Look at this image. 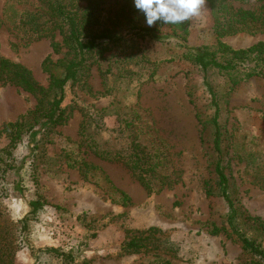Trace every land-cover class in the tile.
Returning a JSON list of instances; mask_svg holds the SVG:
<instances>
[{"label": "rangeland", "instance_id": "obj_1", "mask_svg": "<svg viewBox=\"0 0 264 264\" xmlns=\"http://www.w3.org/2000/svg\"><path fill=\"white\" fill-rule=\"evenodd\" d=\"M263 3L234 2L264 15ZM40 4L0 0V59L25 65L47 87L50 75L42 63L49 55L53 60L64 56L66 48L56 53L52 46L62 36L57 30L53 36L33 38L11 24L19 12ZM219 13L225 22L227 10ZM216 20L204 0L200 14L183 24L157 22L159 38L134 35L140 50L135 57L124 59L120 52L133 49V42L107 50L79 81L67 86L63 108L70 114L68 121L35 133L24 131L15 144L3 124L32 110L37 98L14 84H0V187H5L0 214L14 223L29 220V234L21 241L14 239L15 264H36L38 255L45 264H256L239 241L223 230L214 231L215 224L225 223L228 203L213 172L219 157L214 151L212 91L221 107V165L231 182L230 193L242 211L264 222V188L253 176L264 170L255 164L264 160V61L259 66L263 74L249 76L258 63L255 55L229 73L215 67L204 71L184 54L207 46L227 62L232 56L218 43L248 48L264 42V32L218 36ZM142 72L153 74L138 83ZM136 109L147 118L136 117L141 123L151 122L150 129L144 128L146 134L130 123ZM85 111L103 115L105 128L90 124L82 135ZM134 140L162 156L160 164L152 160L158 166L151 188L127 160L104 159L95 152L130 155ZM209 182L212 196L206 190ZM118 189L130 201L124 202ZM40 200L45 208L34 211L31 201ZM56 229L57 238L52 234ZM149 234L148 248L122 251L128 236ZM8 236L14 237V231ZM50 247L69 252L72 263L42 252Z\"/></svg>", "mask_w": 264, "mask_h": 264}, {"label": "trees", "instance_id": "obj_2", "mask_svg": "<svg viewBox=\"0 0 264 264\" xmlns=\"http://www.w3.org/2000/svg\"><path fill=\"white\" fill-rule=\"evenodd\" d=\"M41 4L31 7L27 11L19 12L14 17L11 24L18 29L22 28L33 38L54 35L55 31H59L62 36L61 41H53L52 46L54 52H61L66 48L64 56L57 60H53L49 55L42 63L43 70L50 76V83L47 87L42 86L32 75L31 70L21 63L14 62L8 58L0 59V84L11 83L21 89L30 92L37 98V104L28 113L20 119L3 124L10 133V143L15 144L22 138L24 131H33L53 128L58 125L65 124L70 114L63 108V102L66 99V89L71 83L79 81L94 63L104 55L107 50L118 48L119 46L133 42V49L128 51L122 49L121 54L124 59L135 57L139 50L138 42L133 40V36L156 37L159 38V28L154 25L148 27L145 18L133 4V0H40ZM244 0H208L210 3L216 20L218 36L234 34L241 31L250 33L264 32V15L257 13L252 9L236 6L234 2ZM264 1V0H262ZM264 7V3L262 5ZM227 10L228 14L225 22H221L220 10ZM0 18V27L2 25ZM128 29V31H122ZM158 32V33H157ZM175 31H173V34ZM219 48L228 51L231 59L227 62H221L217 58V51L210 47H196L190 49L184 54L186 58L195 61L204 71L210 67L218 68L220 71L234 72L239 62L248 60L253 55L258 58L257 65L252 68L249 76L262 75L263 67H259L264 61V42H259L248 48L234 49L223 43H218ZM129 53H127L126 51ZM116 55H118L116 53ZM92 58V62L91 59ZM109 69V68H108ZM153 72H142L137 79L138 83H142L152 77ZM233 83H237L235 80ZM231 90V89H230ZM212 102L215 106V114L212 119L214 125V151L219 157L214 167V175L221 189V196L228 203V213L225 223H217L214 225V231H224L228 236L239 241L242 248L252 257L256 258V264L264 262V222L260 216H252L238 207L237 201L230 193L231 182L229 176L224 172L221 165L223 149L221 147L222 131L219 124L220 104L217 94L212 91ZM84 110V109H83ZM146 120L140 109L135 110V116L132 117L130 123L138 126L142 133H147L145 127L151 128V122L141 123L136 118ZM90 124H94L98 129H104L105 124L103 115H98L85 111L82 121V135H86L87 128ZM144 125V126H143ZM39 128V129H38ZM132 152L130 155L122 154L117 151L106 149H97L95 152L104 159H122L127 160L130 168L138 175L147 188L152 187V181L155 180V169L158 165H153L152 160H156V164H160L158 159H162L160 154L155 155L153 150L146 149L142 143L134 140L131 145ZM164 158V157H163ZM264 166V160L255 163ZM72 167V163H70ZM88 166L89 164L86 163ZM87 169L84 174L87 175ZM254 181L264 188V170H258L254 173ZM5 189L4 185L0 187L2 193ZM207 194L212 196L214 189L212 184L206 185ZM125 201H130L129 195L123 190L118 189ZM34 211L45 208V202L31 201ZM33 211V212H34ZM22 225L19 227L18 223ZM28 217L20 219V221H10L8 218L0 214V264H15L16 245L15 240L23 239L28 233ZM250 228V229H249ZM248 229L252 233H248ZM14 231V237L8 236V232ZM152 231H158L152 228ZM152 234L130 235L121 245L122 251L126 253H136L148 248V239ZM20 244V243H19ZM19 247V246H18ZM44 254H50L57 259L68 260L72 263V256L69 252L61 248L50 247L43 249ZM36 264L41 263L40 255L37 257Z\"/></svg>", "mask_w": 264, "mask_h": 264}, {"label": "clouds", "instance_id": "obj_3", "mask_svg": "<svg viewBox=\"0 0 264 264\" xmlns=\"http://www.w3.org/2000/svg\"><path fill=\"white\" fill-rule=\"evenodd\" d=\"M204 0H133L134 7L143 14L145 23L152 27L183 24L200 14Z\"/></svg>", "mask_w": 264, "mask_h": 264}, {"label": "built area", "instance_id": "obj_4", "mask_svg": "<svg viewBox=\"0 0 264 264\" xmlns=\"http://www.w3.org/2000/svg\"><path fill=\"white\" fill-rule=\"evenodd\" d=\"M52 234L57 238V237H60V232L58 229L56 230H52Z\"/></svg>", "mask_w": 264, "mask_h": 264}]
</instances>
